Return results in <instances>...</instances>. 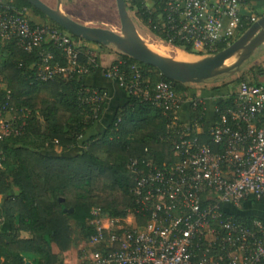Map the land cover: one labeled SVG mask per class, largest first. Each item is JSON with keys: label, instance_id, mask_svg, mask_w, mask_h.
Returning <instances> with one entry per match:
<instances>
[{"label": "built area", "instance_id": "1", "mask_svg": "<svg viewBox=\"0 0 264 264\" xmlns=\"http://www.w3.org/2000/svg\"><path fill=\"white\" fill-rule=\"evenodd\" d=\"M244 2L170 0L164 15L157 17L166 43L180 41L200 54H212L219 44L233 42L244 21L255 20L242 13ZM0 35L14 39L25 51L46 41L62 50L67 60L64 65L50 64V52L40 53V80L70 75L78 64L77 43L54 26L31 24L10 0H0ZM79 71L85 74L87 68ZM104 75L127 94L151 100L170 117V124L181 126L170 139L175 157L171 164L128 163L134 174L130 188L134 206L127 208L124 217H107L99 207L91 209L89 223L94 231L88 243L93 249L84 264H264L262 221L254 218L246 224L234 220L222 207L224 203L238 205L249 197L264 201V126L256 124V117L264 111V80L237 84L233 107L210 124L208 139L216 146L214 150L199 140L198 125L193 133L188 122H175L182 102L171 82L161 79L150 85L139 66L123 59L110 63ZM105 97L106 92L96 90L83 97L93 116L101 113ZM0 110H6L5 102ZM5 112L3 118L0 115V122H5L0 139L20 133L22 128L11 129V114Z\"/></svg>", "mask_w": 264, "mask_h": 264}, {"label": "trees", "instance_id": "2", "mask_svg": "<svg viewBox=\"0 0 264 264\" xmlns=\"http://www.w3.org/2000/svg\"><path fill=\"white\" fill-rule=\"evenodd\" d=\"M150 1L151 6L146 5V0H125V3L128 11L134 13L152 35L166 42L162 21L157 15H164L170 0ZM10 5L28 17L27 10L39 18L40 22H35L29 17L31 24L54 26L75 43L101 45L69 34L26 0H10ZM250 24L244 21L234 39ZM153 42L163 45L161 41ZM171 45L186 52H196L191 45L180 41ZM163 47L170 52V46ZM225 47L226 44H219L214 53ZM77 48L78 64L70 75L40 80L37 78L40 53L50 52V64L64 65L67 60L62 50L46 41L32 51H25L14 39L0 35V75L6 83L5 88L0 89V104L5 102L6 110L11 114L9 127H22L20 133L11 132L0 139V199L3 196L0 206L9 224L8 230L0 231L1 264H27L26 260L30 261L29 264L58 263L59 255L67 251L73 241L74 229L70 220L80 228L83 240L88 243L89 235L94 231L89 223L92 208L99 207L102 215L112 218H122L127 208H133L130 188L134 184V174L128 169L130 161L136 160L144 166L141 162L145 160L164 167L175 159L170 139L181 125L170 124V117L151 100L132 94H128L126 103L116 107L110 123L102 132L79 143L100 116H93L91 105L83 97L93 90L106 91L84 84V73L79 68L86 67V73H90L95 68V61L84 45L80 48L77 45ZM171 51L182 50L174 48ZM118 59L139 66L142 78L150 85L162 79L171 82L177 94L186 92L185 84L164 78L150 65L123 53ZM235 94L236 90L216 103L214 107L218 110L214 112L213 108L211 122L219 113L233 107ZM6 110H0V115ZM263 116L264 111L256 117L257 126H264ZM187 122L193 133L198 125L201 128L199 140L210 144L208 130L211 122L206 119L202 98L191 99ZM210 145L217 149L213 143ZM75 146L81 151L72 156L45 152L48 148H56L63 153ZM245 200L264 204V201L252 197ZM232 218L246 224L254 219L240 215H232ZM22 233L27 235L22 236Z\"/></svg>", "mask_w": 264, "mask_h": 264}, {"label": "water", "instance_id": "3", "mask_svg": "<svg viewBox=\"0 0 264 264\" xmlns=\"http://www.w3.org/2000/svg\"><path fill=\"white\" fill-rule=\"evenodd\" d=\"M26 2L40 10L69 34L101 45H111L134 60L156 68L164 78L181 84H198L221 74H234L255 48L264 41V14H262L225 48L196 60H177L156 53L144 43L125 0H115L120 33L74 20L61 9V0H56L54 7L42 0H26Z\"/></svg>", "mask_w": 264, "mask_h": 264}, {"label": "rangeland", "instance_id": "4", "mask_svg": "<svg viewBox=\"0 0 264 264\" xmlns=\"http://www.w3.org/2000/svg\"><path fill=\"white\" fill-rule=\"evenodd\" d=\"M50 3H52L51 7H54L56 4V0H49ZM61 3L64 5V7L61 5V9L69 14V17L73 18L76 21H79L83 24L89 25V26H98V27H104L111 29L112 31L116 33H120V23L117 15V9H116V4L115 0H61ZM261 7L260 9H254L251 13L248 15L254 16L255 19H257L259 16L264 14V10L262 9L264 7V0L260 1ZM130 16L133 19V22L136 26V29L141 37H143L145 40L149 42L153 41H162L158 37L152 35L148 28L143 25L140 20L134 15V13L129 12ZM163 42V41H162ZM160 44L154 43L158 47H162L165 50L164 45H167L171 50L174 48L177 50H182L185 53H188L189 55L193 56V60L202 58L205 55L208 54H200L196 52H186L181 48L174 47L173 45H170L166 42H163ZM92 44V48L87 49L89 45H84L86 49L90 52L89 55L92 59H95L97 57L94 56V54H114L115 55V60L118 59L120 56L121 52L118 51L116 48H114L111 45H96ZM77 45L80 48V45H83V43H78ZM83 49V48H81ZM85 49V50H86ZM167 50V49H166ZM165 50V51H166ZM167 52L170 54H177L179 51H171ZM264 80V41L255 48V50L252 52V54L247 58L241 65L240 68L237 72L234 74H221L216 77L210 78L202 83L194 84V83H188L185 84L186 86V92L178 93L179 98L182 102V104L185 103V106H189L191 103V99L198 97L201 98L200 92H205L209 89H216L219 86L225 85L228 88V93L233 92L236 90L237 83L239 81H247L249 83H257L259 81ZM5 80L4 78L0 75V89L5 88ZM203 99V98H202ZM185 114V113H184ZM184 114H182L180 117L183 119ZM4 116L2 115L1 118ZM5 122L2 121L0 122V133L2 132V125ZM99 123V122H97ZM96 123V124H97ZM95 124V125H96ZM100 133V132H98ZM98 133H93V134H98ZM86 135H84L82 138L85 139ZM81 138V139H82ZM49 149V150H48ZM46 149V154H62L59 153L58 149L50 148ZM78 150V152L81 151V148L79 147H72L66 152H71L72 150ZM64 153V152H63ZM3 196L1 197L0 201L2 200ZM228 203L223 204V208L226 211H233L234 208H229ZM243 210L246 208V206L242 207ZM1 209V207H0ZM238 209H241L239 207ZM70 226L74 229V235H73V241L74 245L78 248V250H84L86 251L90 246L88 243L83 240L80 228L74 223V221L70 220ZM69 250V249H68ZM54 251L56 252L57 249L54 248ZM65 252V251H64Z\"/></svg>", "mask_w": 264, "mask_h": 264}, {"label": "crops", "instance_id": "5", "mask_svg": "<svg viewBox=\"0 0 264 264\" xmlns=\"http://www.w3.org/2000/svg\"><path fill=\"white\" fill-rule=\"evenodd\" d=\"M42 1L48 4L49 6H52V3H50L49 0H42ZM260 1L262 0H248V2H244L241 7L242 13L248 15L254 9H257V8L260 9L261 7ZM61 5L64 7L62 3ZM146 5L151 6L152 2L150 0H146ZM262 9L264 10V7ZM65 13L69 16V14L66 11ZM27 14L35 22H40L39 18L35 15L33 16V14L29 10H27ZM78 43H81V42H78ZM83 45H89L87 49H90L94 46V45L92 46V44L89 42H83ZM94 56L97 57L96 59H93L95 61V68L92 72L83 74L82 81L87 86L105 89L106 97L104 100V104H103V108L100 113V116L95 121V124L97 122L99 123H97L96 125L94 124L91 128H89L85 133L86 136H90L93 133L102 132L104 128L110 123L116 107L122 106L124 103H126L128 99L127 92H125V90L117 86V84L111 78H108L107 76L104 75L105 68L108 67V65L115 60V55L97 53V54H94ZM228 94H229L228 88L225 85L219 86L216 89H209L205 92H200L199 96L203 98V101L205 103L206 119L208 121L211 122L212 119L214 118L213 108L216 105V103L221 101ZM188 108L189 106H185V103H184L180 106L179 110L177 111V116L182 122H187L188 120ZM182 114H184L183 119L180 117ZM262 121L264 122V116H263ZM81 141H83V138L79 141V143ZM77 153H79L78 150L74 149L71 152L65 151L61 155L72 156ZM226 205H228L229 208H234L233 211H230V210L226 211L223 208L224 211L230 215L254 217V218H259L264 221V204L263 203H255L251 200H245V201L240 202L238 205H233L231 203H228ZM244 206H246V208L243 210L242 207ZM0 207H1L0 209V231L5 232L6 230H8L9 224L4 214L3 207L2 206ZM239 207H241V209H238ZM26 235L27 234L22 233V236H26ZM92 249H93L92 246H90V248H88L86 251L78 250L76 245L72 243L69 250L62 252L59 255L58 263L56 264H84V260L88 257ZM26 261L30 262L29 260H26Z\"/></svg>", "mask_w": 264, "mask_h": 264}, {"label": "bare ground", "instance_id": "6", "mask_svg": "<svg viewBox=\"0 0 264 264\" xmlns=\"http://www.w3.org/2000/svg\"><path fill=\"white\" fill-rule=\"evenodd\" d=\"M141 39L150 49H152L153 51H155L156 53L160 55L173 57L174 59H177V60H184V61L193 60V56L189 55L188 53L179 51L177 54H170V53H167L162 47L156 46L153 42H149L145 40L143 37H141ZM231 60H234V59H231Z\"/></svg>", "mask_w": 264, "mask_h": 264}]
</instances>
